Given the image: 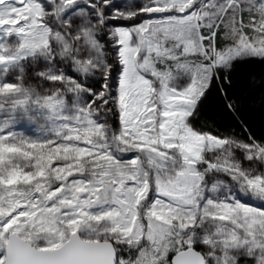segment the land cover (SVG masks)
Returning a JSON list of instances; mask_svg holds the SVG:
<instances>
[{"label":"snow or ice","instance_id":"obj_1","mask_svg":"<svg viewBox=\"0 0 264 264\" xmlns=\"http://www.w3.org/2000/svg\"><path fill=\"white\" fill-rule=\"evenodd\" d=\"M0 264H264V0H0Z\"/></svg>","mask_w":264,"mask_h":264}]
</instances>
